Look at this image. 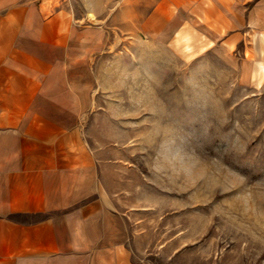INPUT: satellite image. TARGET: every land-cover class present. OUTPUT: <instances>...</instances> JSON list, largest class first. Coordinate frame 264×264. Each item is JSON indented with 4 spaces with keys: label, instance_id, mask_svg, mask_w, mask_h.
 I'll list each match as a JSON object with an SVG mask.
<instances>
[{
    "label": "rangeland",
    "instance_id": "rangeland-1",
    "mask_svg": "<svg viewBox=\"0 0 264 264\" xmlns=\"http://www.w3.org/2000/svg\"><path fill=\"white\" fill-rule=\"evenodd\" d=\"M64 1L120 242L144 264H264V0Z\"/></svg>",
    "mask_w": 264,
    "mask_h": 264
},
{
    "label": "crops",
    "instance_id": "crops-1",
    "mask_svg": "<svg viewBox=\"0 0 264 264\" xmlns=\"http://www.w3.org/2000/svg\"><path fill=\"white\" fill-rule=\"evenodd\" d=\"M67 7L0 0V264H144L120 242L88 154Z\"/></svg>",
    "mask_w": 264,
    "mask_h": 264
}]
</instances>
